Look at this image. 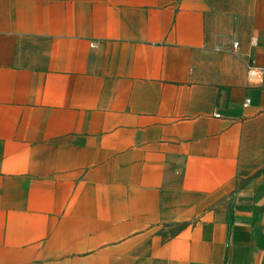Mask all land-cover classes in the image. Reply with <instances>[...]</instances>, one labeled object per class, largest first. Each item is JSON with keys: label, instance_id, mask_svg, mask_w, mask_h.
<instances>
[{"label": "crops", "instance_id": "crops-1", "mask_svg": "<svg viewBox=\"0 0 264 264\" xmlns=\"http://www.w3.org/2000/svg\"><path fill=\"white\" fill-rule=\"evenodd\" d=\"M0 264H264V0H0Z\"/></svg>", "mask_w": 264, "mask_h": 264}, {"label": "trees", "instance_id": "trees-1", "mask_svg": "<svg viewBox=\"0 0 264 264\" xmlns=\"http://www.w3.org/2000/svg\"><path fill=\"white\" fill-rule=\"evenodd\" d=\"M189 223H181V224H167L164 225V228L167 229L165 233L162 234L164 240H169L176 237L182 231H184L187 227H189Z\"/></svg>", "mask_w": 264, "mask_h": 264}, {"label": "built area", "instance_id": "built-area-1", "mask_svg": "<svg viewBox=\"0 0 264 264\" xmlns=\"http://www.w3.org/2000/svg\"><path fill=\"white\" fill-rule=\"evenodd\" d=\"M234 47L237 48L238 47V44H235ZM257 74L258 73L255 70L251 72V75L252 76H257Z\"/></svg>", "mask_w": 264, "mask_h": 264}, {"label": "rangeland", "instance_id": "rangeland-1", "mask_svg": "<svg viewBox=\"0 0 264 264\" xmlns=\"http://www.w3.org/2000/svg\"><path fill=\"white\" fill-rule=\"evenodd\" d=\"M162 229H163L164 231L167 230V229H165V228H162Z\"/></svg>", "mask_w": 264, "mask_h": 264}]
</instances>
